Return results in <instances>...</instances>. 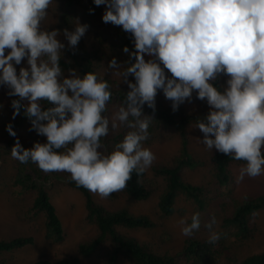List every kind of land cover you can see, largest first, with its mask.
<instances>
[{
	"label": "clouds",
	"instance_id": "obj_1",
	"mask_svg": "<svg viewBox=\"0 0 264 264\" xmlns=\"http://www.w3.org/2000/svg\"><path fill=\"white\" fill-rule=\"evenodd\" d=\"M93 3L106 6L102 22L120 26L134 38L135 51L123 48L132 62L118 64L115 57L108 62L129 89L111 116L105 115L112 98L105 73L69 69L63 74L60 30L41 27L53 0H0V86L20 98L11 101L13 119L23 108L32 129L46 137L31 148L17 139L12 157L45 173L66 172L77 186L107 198L156 159L143 145L153 120L143 108L155 112L159 90L173 111L191 101L193 93L206 101L209 111L195 125L203 133L200 142L211 152L244 162L238 181L264 175V0ZM74 24V30H63L72 49L89 27L78 18ZM145 54L151 59L146 61ZM24 60L27 66L17 71L15 65ZM222 75L225 85L217 87ZM116 129L127 131L108 151L102 140ZM7 130L15 136L11 124ZM178 224L181 234L191 237L201 229V214L193 212L190 222L182 217ZM215 225V216L204 223L210 244L221 238Z\"/></svg>",
	"mask_w": 264,
	"mask_h": 264
},
{
	"label": "rangeland",
	"instance_id": "obj_2",
	"mask_svg": "<svg viewBox=\"0 0 264 264\" xmlns=\"http://www.w3.org/2000/svg\"><path fill=\"white\" fill-rule=\"evenodd\" d=\"M105 5L96 6L93 0L88 2L79 0L73 6L67 8L63 0H53V4L46 9L47 16L41 22V27L47 30L58 29L60 35L57 37L65 46L68 47L66 38L63 36V30H74V21L78 18L82 24L89 27L81 38L83 45L91 53L99 49L100 40L114 33L115 26L111 23L102 22V14ZM7 53V50H6ZM115 57L118 64L127 62L125 55L113 52L110 57L102 58L98 63L97 73L104 74L105 79L113 81L111 87L116 89L129 90L127 84L122 79L112 74L113 70L108 68V62ZM145 60L151 59L145 54ZM26 60L21 65H15L17 71L20 67H26ZM106 69V70H105ZM167 72V70H166ZM65 76L68 72L63 73ZM224 82L227 77L222 75ZM132 80V76L128 77ZM8 89L0 86V239H8L17 236L32 235L35 239L34 245H28L24 248L10 252L0 253V261L3 264H29L37 259L56 260L58 258L77 255L78 245L82 242L91 240L97 233L98 229L95 224L90 223L87 218L85 200L83 195L76 189L71 188L63 180L52 179L48 186L49 195L52 203L55 205L58 216L63 226L64 240L60 243H51L45 238L44 216L38 213L35 218H29L26 210L32 203L34 193L29 192L26 195H16L11 182L16 176L18 167L21 163L15 160L11 155V148L7 147L6 125L11 118V112L7 106ZM27 103V101H24ZM155 103L170 105V100L166 99L162 91L157 92ZM186 114L196 116L209 107L206 101L196 99L195 93L191 101L186 100L182 103ZM121 106L117 103H107L108 116L118 110ZM194 122L187 125L188 132V152L196 160L198 165L195 169L189 170L183 168L182 178L195 185H207L210 187L212 180V162L211 156L216 151H209L200 140L203 139V133ZM178 125H168L165 122H159L156 129L149 135L148 139L143 142L145 147L150 148L156 156L152 166L145 171L144 179L150 180L153 185L150 187L151 194L146 200H134L125 193L119 192L114 200L101 198L99 195L92 193L95 203L102 206L110 212L121 209L128 210L134 215H147L153 222V227L143 228H126L116 226V231L126 237L136 239L139 243L148 245L156 253L175 254L180 250L188 237L181 234L178 221L182 217H188L194 212L191 202L184 195L179 194L176 197L174 211L170 215H163L158 208V201L161 193L165 188V179L154 171L155 166L174 165L181 158L182 138ZM29 125H25L16 131L17 139L25 148H31L34 142H44L42 135H28ZM121 129L110 130L109 135L103 138L102 142L107 143L108 151L114 144V136ZM127 131V129H126ZM125 131V133H126ZM124 133V134H125ZM123 137L118 139L121 141ZM26 166L35 165L34 163L24 164ZM243 164H231V172L235 180V189L233 199L225 196H216L208 194V212L210 216H215V230L221 233V241L227 247V251L243 259L249 255L259 253L264 249V209L258 211L250 223V234L243 241H236L224 236L221 227L222 219L225 214L233 212L237 203L243 201L246 197L256 196L264 192V175L250 178L245 176L243 180L238 181L240 167ZM62 175L66 172H60ZM210 217V218H211ZM191 237L199 239H208V230L203 227L194 232ZM113 248L111 239L105 240L97 250L89 257H81V264H102L110 255ZM116 264H133L124 255H119ZM207 264H228L224 256L219 257L216 261Z\"/></svg>",
	"mask_w": 264,
	"mask_h": 264
},
{
	"label": "trees",
	"instance_id": "obj_3",
	"mask_svg": "<svg viewBox=\"0 0 264 264\" xmlns=\"http://www.w3.org/2000/svg\"><path fill=\"white\" fill-rule=\"evenodd\" d=\"M64 5L70 8L79 0H63ZM88 2L89 0H84ZM100 47L94 52H90L80 40L75 49L65 46L63 55L60 59V67L62 72H69V69H76L83 74L86 71L97 72V65L102 58H107L113 52L123 54L127 58V62H132L127 53L123 51L126 46L129 51H135L134 38L130 33L123 31L122 27L115 26L114 33H110L108 37L102 38ZM170 75V73H169ZM110 85L113 81L106 78ZM133 82L134 77L132 76ZM217 87L224 86L225 82L220 76L215 82ZM126 89H114L111 87L112 98L108 103L122 104L125 99ZM20 99L15 96H7V106L11 112V118L6 125V135L8 137L6 146L13 147L17 140L16 131L25 125H29V137L37 135L32 129L30 120L24 115L23 108L20 114L13 119V108L11 101ZM22 103H25L22 101ZM46 103V102H42ZM46 106H53L48 104ZM107 107V105H106ZM208 109H203L196 116L186 114L183 104L179 105L178 110L173 111L170 105L155 103V112L148 108L147 105L143 108V113L153 118L150 123L149 135L156 129L159 122L163 121L168 125H178L182 138L181 158L174 165H159L154 167V171L165 179V188L161 193L158 201V208L163 215H170L174 211L176 197L179 194L192 203L194 212L199 211L201 214L202 225L210 220L208 212V194L216 196L233 197L235 189V180L231 172V164L240 163L243 161L233 159L231 156H226L222 153L214 151L211 156L212 162V180L210 187L207 185H195L185 181L182 178L183 168L193 170L199 162L194 160L188 152V132L187 125L189 122L197 123L203 119ZM108 113V107L105 115ZM11 124L15 136L11 135L7 126ZM126 129H121L114 136L115 142L124 136ZM46 137L44 138V142ZM107 145V143H104ZM106 150H108L106 146ZM145 172L137 175L134 171L132 178L127 182V186L119 191L125 193L128 197L134 200H146L150 194V187L153 183L150 180L144 179ZM54 179L63 180L71 188L78 190L84 197L85 208L87 210L86 218L90 223L96 225L98 233L89 241L80 243L77 249V255L62 257L54 261L47 259H37L29 264H81V257L91 256L97 248L108 238L113 244L112 251L107 259L102 264H116L119 255H124L133 264H207L216 261L219 257L224 256L228 264H264V249L259 253L249 255L243 259H239L233 253L227 251V247L221 239L215 244H210L207 239H199L196 237H188L182 248L175 254L156 253L148 245L139 243L136 239L126 237L116 231V226L126 228H151L153 227L152 220L147 215H134L126 209L110 212L93 201L92 193L84 187L77 186L71 180L70 175L61 174L60 172L45 173L38 166H26L21 164L18 167L16 176L11 182L14 193L16 195H26L29 192L34 193L32 203L27 208L26 215L29 218H35L38 213H43L45 238L51 243H60L64 240V232L61 220L58 216L55 205L52 203L49 195L48 186ZM113 193L108 196V200H114L119 195ZM233 199V198H232ZM264 209V192L256 196L246 197L243 201L236 204L234 210L230 214H225L221 227L223 228L224 236L236 241H243L250 234V223L255 217V214ZM35 239L32 235L17 236L8 239H0V253L10 252L13 250L24 248L28 245H34ZM4 262L0 261V264Z\"/></svg>",
	"mask_w": 264,
	"mask_h": 264
}]
</instances>
